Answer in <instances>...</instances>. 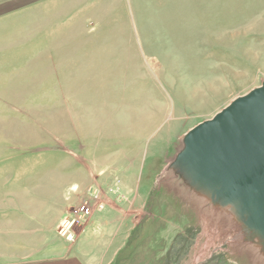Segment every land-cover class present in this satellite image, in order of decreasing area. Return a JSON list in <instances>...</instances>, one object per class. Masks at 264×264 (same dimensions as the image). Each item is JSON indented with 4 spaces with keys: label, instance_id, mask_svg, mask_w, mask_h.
<instances>
[{
    "label": "rangeland",
    "instance_id": "rangeland-1",
    "mask_svg": "<svg viewBox=\"0 0 264 264\" xmlns=\"http://www.w3.org/2000/svg\"><path fill=\"white\" fill-rule=\"evenodd\" d=\"M262 79L264 0H0V264H247L161 175Z\"/></svg>",
    "mask_w": 264,
    "mask_h": 264
},
{
    "label": "water",
    "instance_id": "water-1",
    "mask_svg": "<svg viewBox=\"0 0 264 264\" xmlns=\"http://www.w3.org/2000/svg\"><path fill=\"white\" fill-rule=\"evenodd\" d=\"M176 151L161 176L230 219L212 253L248 245L247 264H264V79L189 128Z\"/></svg>",
    "mask_w": 264,
    "mask_h": 264
},
{
    "label": "built area",
    "instance_id": "built-area-1",
    "mask_svg": "<svg viewBox=\"0 0 264 264\" xmlns=\"http://www.w3.org/2000/svg\"><path fill=\"white\" fill-rule=\"evenodd\" d=\"M92 213L93 207L90 204L83 203L78 206L70 216L61 222L59 236L69 243L73 242L75 240V227L92 216Z\"/></svg>",
    "mask_w": 264,
    "mask_h": 264
},
{
    "label": "bare ground",
    "instance_id": "bare-ground-1",
    "mask_svg": "<svg viewBox=\"0 0 264 264\" xmlns=\"http://www.w3.org/2000/svg\"><path fill=\"white\" fill-rule=\"evenodd\" d=\"M177 152V151H176ZM176 154V153H175ZM189 202H191V203H196V204H198L199 206H198V208H199V210L201 211V213H202V215H205L206 216V218H204V221H205V224H206V227H210V224H208V218H209V216H207L208 214L209 215H211L212 216V219L213 218H216V217H219V219L218 220H222L223 218H225V220L223 219V221H222V223L221 224H224L225 222H226V219L227 220H229L230 221V219H229V217L227 216V215H225V214H217V213H215V212H213V211H211V210H208L207 208H205L204 206H203V203L202 202H199L198 200H196V199H194V198H192V197H190L189 196ZM212 219H211V224H212V226L211 227H213V221H212ZM229 223V222H228ZM213 229V228H212ZM205 230H206V228H205ZM214 230V229H213ZM212 230V231H213ZM211 234V233H210ZM219 234H220V232H219ZM222 236V235H221ZM220 235H219V237H221ZM208 237V236H207ZM208 240V239H207ZM207 243V242H206ZM240 246V245H239ZM243 246V245H242ZM245 246V245H244ZM250 247V246H249ZM248 245H246L245 246V248L244 247H242L241 249H240V251L242 252V253H238L239 255H241L242 257H240L238 260L239 261H242V262H244L245 263V261H246V259H251V257L255 254V251L252 249V247H250V248H248ZM250 250V251H249ZM252 250H253V252H252ZM206 251V250H205ZM239 251V250H238ZM244 252V253H243ZM244 254H246L245 256H243ZM200 258H197L196 260H197V262L195 263V264H198L200 261H201V259L199 260ZM237 261V260H236ZM247 262V261H246Z\"/></svg>",
    "mask_w": 264,
    "mask_h": 264
}]
</instances>
